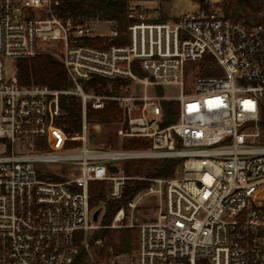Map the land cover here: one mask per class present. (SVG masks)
Segmentation results:
<instances>
[{
    "label": "built area",
    "instance_id": "built-area-1",
    "mask_svg": "<svg viewBox=\"0 0 264 264\" xmlns=\"http://www.w3.org/2000/svg\"><path fill=\"white\" fill-rule=\"evenodd\" d=\"M139 1H129L121 32L114 20L64 19L55 0H0V264H72L81 251L95 264H264V22L245 23L201 5L154 17ZM153 1L160 10L163 0ZM102 22L111 25L109 34L95 36ZM96 39L101 46L91 44ZM49 43L59 45L71 87L21 85L17 60ZM208 56L219 73L198 72L187 84L191 68ZM94 78L105 83L93 84ZM167 87L179 93L167 94ZM67 95L81 102V126L68 135L56 125ZM111 103L121 111L112 122L120 144L92 148L88 111ZM165 103L177 111L169 125ZM140 138L151 146L123 147V140ZM44 141L48 148L39 146ZM149 158L182 160L183 176L112 170L117 161ZM66 170L75 173H60ZM131 179L150 185L110 225L94 221L89 184L105 181L114 200ZM147 194L158 196L155 218L134 222ZM126 218V227L137 229L136 249L110 248L100 261L92 246L105 242L98 237L91 245L90 232L122 227Z\"/></svg>",
    "mask_w": 264,
    "mask_h": 264
},
{
    "label": "trees",
    "instance_id": "trees-1",
    "mask_svg": "<svg viewBox=\"0 0 264 264\" xmlns=\"http://www.w3.org/2000/svg\"><path fill=\"white\" fill-rule=\"evenodd\" d=\"M58 5L55 6V12L62 18L68 19H82V18H99L101 20H114L121 32L125 31L128 26L127 20V8L130 0H55ZM202 8H207L204 1L201 2ZM253 10L247 8L246 5H238L236 11L243 9V17H236L235 19L241 20L245 23H251L254 20L255 23L264 22L260 21L257 13L264 12V1H256L254 3ZM231 6L225 7L226 12L229 13ZM94 46H101V39L91 41ZM43 49V47H42ZM30 59H18L16 64L18 68L17 76L19 83L23 86L30 85L32 83L44 84L51 88L67 89L71 87V83L68 79L65 67L60 58V52L55 50L43 49ZM198 71L203 74H218L219 70L215 67V62L210 56L206 57L205 62L198 66ZM193 69V68H192ZM100 79V80H99ZM96 81L105 80L101 78H94L93 84ZM62 116L57 120L56 125L63 130L65 134H69L75 131L81 126V102L80 99L73 95L63 96L61 99ZM173 103H165L166 118L164 125H169L175 122L177 117V111L173 108ZM120 110L115 103L109 104L103 110H89L88 119L92 123L97 124H110L116 121L117 116L120 114ZM259 123L264 128V108L260 113ZM65 144L69 146L71 141L66 140ZM41 148H48L47 143L41 142L39 145ZM151 146V142L147 139H125L123 140V147L125 149H146ZM179 159H161L155 161L151 166L148 176L156 177H171L176 173V166ZM112 170H116L114 167ZM127 175H136L138 172L132 171L128 168L124 169ZM142 176V175H140ZM150 182L147 180H128L123 188L122 194L118 199L107 200L105 210L101 216L102 225H110L117 210L126 204L128 201L134 199L136 195L146 191ZM107 184L105 181H93L89 184L90 194V206L91 208H98L101 201L107 198ZM108 227L101 228L93 234V239L98 237H105L110 233ZM129 230V229H128ZM264 232L262 233V236ZM118 253H131L137 247V234L134 235L129 231L121 235L118 244H111ZM87 254L81 251L74 259L72 264H87ZM198 264H208L205 261H199Z\"/></svg>",
    "mask_w": 264,
    "mask_h": 264
},
{
    "label": "rangeland",
    "instance_id": "rangeland-1",
    "mask_svg": "<svg viewBox=\"0 0 264 264\" xmlns=\"http://www.w3.org/2000/svg\"><path fill=\"white\" fill-rule=\"evenodd\" d=\"M204 1L205 5L207 7H217L222 14H227L233 18L240 17L241 15H244L243 9L236 11V8L238 5H246L247 8H250L253 10L254 3L256 1L260 0H163L161 2V9L157 10L158 3L157 1L153 0H140L139 3L144 6L153 9V15L154 17H158V15H162V13H165L166 15L169 16H179L181 13L186 12V11H195L198 10L201 2ZM231 6L229 13L226 12L225 7ZM257 16H259L260 21H264V12L257 13ZM163 17V16H162ZM243 17V16H241ZM251 23H255L254 20H251ZM111 29V25L109 23H97L93 27V34L95 36H107L109 34V31ZM43 49H49L50 50H55L59 51V45L57 43H49L46 45L42 46ZM42 49V50H43ZM12 61H7L6 63V74L10 75L11 73V65ZM198 67L194 66L193 69L191 68L188 76H187V84L191 83L193 76L197 74ZM166 93L167 94H174L177 95L179 91L175 89L174 87H167L166 88ZM89 120V119H88ZM90 124V133H89V145L92 148H99V147H117L119 146L120 143L119 139L116 136V128L117 124L116 123H110V124H102L100 127H97V123H92L89 120ZM253 128V122H247L245 124V131H250ZM250 129V130H249ZM261 129L264 132L263 126H261ZM263 139H255L253 143L259 142L261 143ZM41 152H46V151H41ZM160 161L161 158H149V159H130V160H121L115 162V169L116 172L128 168L132 171L138 172L139 174L136 175H142V176H148L151 170V166L155 163V161ZM38 166L41 169H46L47 164H38ZM60 173L62 174H68V175H73L75 172L73 171H61ZM176 178L182 177L183 176V170H182V160H180L176 166V173L174 175ZM145 191L142 192V194ZM108 193V190H107ZM107 200L108 197L106 198ZM157 202H158V196L155 194H147L142 197L140 200L139 206L136 208L134 216L137 218V220H133L134 222H148L154 220V217L156 215V210H157ZM103 208V207H102ZM94 208V210H96ZM105 208L102 209V212L99 215V220L101 222V216L104 212ZM131 222L130 219H124L123 223L124 226L122 227H116L110 229V233L107 234L104 238L101 237L104 242H105V247L102 249H98L96 246H92L94 251L96 252L97 257L99 260H104L106 259L107 256L111 255L110 251L108 249L112 248L113 252L116 254L118 253L115 248L111 246V244H118L121 238V235L126 233V231H129L130 233H133L134 235L137 234V229L132 228V227H126L127 224ZM264 232V225L261 227ZM129 229V230H128ZM95 232H90L89 234V242L91 245H94L93 243V234ZM263 241H264V235L262 236ZM76 240L77 242L82 245V242H84V237L81 231L76 233ZM87 264H95L94 261L90 260L89 257L87 256L86 260Z\"/></svg>",
    "mask_w": 264,
    "mask_h": 264
},
{
    "label": "water",
    "instance_id": "water-1",
    "mask_svg": "<svg viewBox=\"0 0 264 264\" xmlns=\"http://www.w3.org/2000/svg\"><path fill=\"white\" fill-rule=\"evenodd\" d=\"M101 212H102V207L99 206L93 213V220L94 221H98L99 220V215H100Z\"/></svg>",
    "mask_w": 264,
    "mask_h": 264
},
{
    "label": "crops",
    "instance_id": "crops-1",
    "mask_svg": "<svg viewBox=\"0 0 264 264\" xmlns=\"http://www.w3.org/2000/svg\"><path fill=\"white\" fill-rule=\"evenodd\" d=\"M151 11H153V9L149 8ZM153 13V12H152ZM153 15V14H152ZM159 16H169V15H166L165 13H162V15H158ZM155 218V217H154Z\"/></svg>",
    "mask_w": 264,
    "mask_h": 264
}]
</instances>
